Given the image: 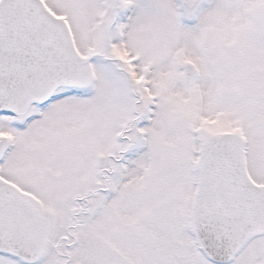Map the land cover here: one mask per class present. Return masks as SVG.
<instances>
[{
  "label": "snow or ice",
  "instance_id": "1",
  "mask_svg": "<svg viewBox=\"0 0 264 264\" xmlns=\"http://www.w3.org/2000/svg\"><path fill=\"white\" fill-rule=\"evenodd\" d=\"M0 264H264V0H0Z\"/></svg>",
  "mask_w": 264,
  "mask_h": 264
}]
</instances>
